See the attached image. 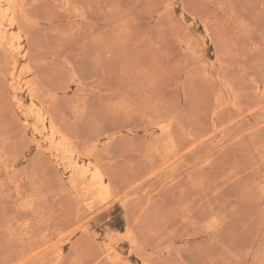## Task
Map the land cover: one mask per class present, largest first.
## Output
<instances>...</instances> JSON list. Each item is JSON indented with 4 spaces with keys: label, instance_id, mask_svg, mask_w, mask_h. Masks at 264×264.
Instances as JSON below:
<instances>
[{
    "label": "rangeland",
    "instance_id": "374dc122",
    "mask_svg": "<svg viewBox=\"0 0 264 264\" xmlns=\"http://www.w3.org/2000/svg\"><path fill=\"white\" fill-rule=\"evenodd\" d=\"M0 264H264V0H0Z\"/></svg>",
    "mask_w": 264,
    "mask_h": 264
},
{
    "label": "bare ground",
    "instance_id": "6f19581e",
    "mask_svg": "<svg viewBox=\"0 0 264 264\" xmlns=\"http://www.w3.org/2000/svg\"><path fill=\"white\" fill-rule=\"evenodd\" d=\"M1 39H2V38H1ZM2 43H3V41H2ZM3 44H4V43H3ZM4 46H5V45H4ZM9 48H11V49H12V48L15 49L14 46H13V44L10 45ZM13 69H14V68H13ZM82 177H84V175H83ZM83 179H84V178H83ZM85 179H86V178H85Z\"/></svg>",
    "mask_w": 264,
    "mask_h": 264
}]
</instances>
